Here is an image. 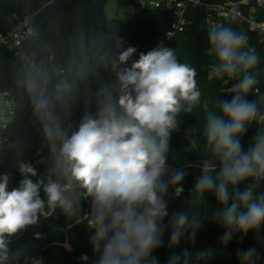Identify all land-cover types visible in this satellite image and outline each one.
<instances>
[{
  "label": "clouds",
  "instance_id": "1",
  "mask_svg": "<svg viewBox=\"0 0 264 264\" xmlns=\"http://www.w3.org/2000/svg\"><path fill=\"white\" fill-rule=\"evenodd\" d=\"M207 42L210 76L235 81L227 89L231 99L216 96L214 107L202 97L197 70L162 42L140 52L130 66L137 49L122 51L117 88L106 91L95 112L86 110L75 126L65 123L48 97L36 95L37 84L28 80L53 166L39 177L32 163L18 159L22 179L15 187H10V173H0V264L19 261L21 254L10 247L15 237L57 210L76 216L84 200L90 203L87 226L94 264H158L153 252L164 243L165 197L170 188L179 197L186 176L184 169L168 165L170 137L182 113L191 114L198 105L205 109L200 134L210 155L199 163L189 208L170 216L169 247L185 236L195 240L204 219L192 203L197 193L215 196L220 207L212 210L211 219L225 228V245L236 233L246 235L264 225V192L258 191L264 183V105L247 98L259 83L261 57L248 45V36L230 25L212 27ZM252 127L257 131L245 149L241 137ZM208 255L197 253L195 260ZM237 255L240 264L259 259L255 247ZM195 260L184 249L173 252L168 264ZM30 264H43V259L30 258Z\"/></svg>",
  "mask_w": 264,
  "mask_h": 264
},
{
  "label": "trees",
  "instance_id": "2",
  "mask_svg": "<svg viewBox=\"0 0 264 264\" xmlns=\"http://www.w3.org/2000/svg\"><path fill=\"white\" fill-rule=\"evenodd\" d=\"M106 1L0 0L1 33L13 29L18 19L30 14L34 29L17 47L9 49L0 46V90L12 91L15 98V115L5 129H0V133L10 138V143L0 148V173L11 174L10 187L18 186L22 179L16 168L18 159L31 161L39 177L46 176L48 169L53 166L42 122L34 111V94L27 88L28 80L23 86H16L10 78V66L17 59L16 52L29 55L33 61L32 65H26L31 80L38 86L36 95L48 97L65 123L70 122L73 126L79 123L86 110L95 112L106 91H115L117 88L116 72L120 63L115 40L119 37L127 41L125 50L128 47L137 49L129 60V66L133 60L138 59L140 52L146 53L152 49L153 44L158 46L162 42L163 46L175 50L181 62L189 63L197 70L202 97L209 107H214L211 102L216 96L219 99H231L227 89L235 81L216 79L209 73L212 55L207 33L211 28L207 25L203 4L188 7V22L183 30L175 32L165 41V33L172 20L169 11L158 7L141 8L137 0H129L135 5L134 13L117 18L114 26L109 28L104 16ZM201 1H233L244 13L255 8L257 17L264 19V0ZM222 24L243 31L248 36V45L261 57V63L257 66L259 83L247 97L259 102V95L264 94V37L251 30L247 22L228 20ZM60 69L63 72H59ZM63 82H67V85ZM204 112V106L198 105L191 114L182 113L178 130L171 134L167 162L169 167L185 170L186 176L182 181L184 194L181 199H172L169 197V189L165 197L169 217L163 221L166 226L164 243L153 252V256L157 257L158 264H168L173 252L180 253L188 249L193 260L197 253H210L206 259L195 261L240 264L238 250L255 247L259 254L257 264H264V225L258 231H249L246 235L236 233L226 245L223 244L221 237L225 228L211 219L212 210L220 207L213 194L206 206L195 209L204 217L195 240L185 236L175 248L169 247L170 216L173 212L189 208L196 174L200 170L199 163L210 155L200 134ZM191 128L194 130L189 131ZM256 131L252 127L241 137L245 149L251 144ZM32 179L35 181L37 178ZM258 191L264 192V183ZM89 211L90 203L84 200L81 202V212L76 216L68 217L57 210L46 219L41 218L37 226L28 228L14 238L10 247L12 251L21 254L19 261L14 264H27L32 257L42 258L43 264H94L97 257L92 251L88 218L85 216ZM66 242L70 248L64 246ZM84 254L89 257L88 261L80 259Z\"/></svg>",
  "mask_w": 264,
  "mask_h": 264
},
{
  "label": "built area",
  "instance_id": "3",
  "mask_svg": "<svg viewBox=\"0 0 264 264\" xmlns=\"http://www.w3.org/2000/svg\"><path fill=\"white\" fill-rule=\"evenodd\" d=\"M200 4L205 6L206 11V22L207 25L212 28L217 25H221L224 21L232 20L235 22H247L249 28L256 31L264 37V19H259L255 8H251L248 13H244L242 9L237 7L236 3L233 1H226L221 3H202L201 0H137V5L141 8L145 7H158L169 11L172 15V20L170 26L165 33L164 40L167 41L170 37L177 31L183 30L188 22L186 11L188 7H195ZM32 14L26 15L18 19L15 27L6 33L0 32V46L6 48H15L20 45L27 37H29L34 29L31 25ZM126 39L124 37H119L115 40V47L118 50V60L122 51L125 50ZM157 47L153 44L152 49ZM18 57L19 53L16 52ZM28 65H32L33 61L29 55H26L24 60ZM120 63V62H119ZM129 66V61H128ZM59 72H63L60 69ZM15 115V98L12 91H2L0 90V129H5L9 122L13 119ZM10 143V138L3 133H0V148L8 145ZM31 163V161H28ZM34 161L33 163H35ZM88 219V215H85ZM64 246L70 248L69 244L66 242ZM34 258V257H32ZM30 264V261L27 263ZM195 264H237L235 262H223V263H207L195 261Z\"/></svg>",
  "mask_w": 264,
  "mask_h": 264
},
{
  "label": "rangeland",
  "instance_id": "4",
  "mask_svg": "<svg viewBox=\"0 0 264 264\" xmlns=\"http://www.w3.org/2000/svg\"><path fill=\"white\" fill-rule=\"evenodd\" d=\"M135 10V5L129 0H107L104 6V16L106 20V25L112 28L115 24L117 18H123L127 15L133 14ZM15 15V14H14ZM26 59V54L19 53L16 61L10 66V78L13 84L16 86H23L27 80L31 79V74L27 68V63H24ZM27 64V65H26ZM67 85V82H63ZM259 102L264 105V94L259 95ZM170 169H181L177 167H170ZM200 175V170L197 171L196 177ZM196 179V178H195ZM241 185L240 187H242ZM183 187V185H182ZM182 193L179 197L174 195V189L170 188L169 197L172 199H181L183 197ZM211 199V193L207 194L206 197L200 194H196L192 201L194 207L197 209L206 206L207 202Z\"/></svg>",
  "mask_w": 264,
  "mask_h": 264
}]
</instances>
